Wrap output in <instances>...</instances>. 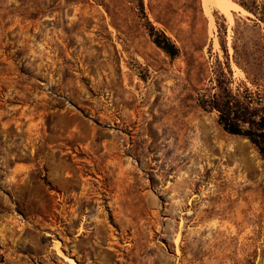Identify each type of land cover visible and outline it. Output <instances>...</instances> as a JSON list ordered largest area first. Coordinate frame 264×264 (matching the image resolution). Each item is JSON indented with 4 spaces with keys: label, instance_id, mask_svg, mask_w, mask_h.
<instances>
[{
    "label": "rangeland",
    "instance_id": "374dc122",
    "mask_svg": "<svg viewBox=\"0 0 264 264\" xmlns=\"http://www.w3.org/2000/svg\"><path fill=\"white\" fill-rule=\"evenodd\" d=\"M142 1L0 0V264H264V157L198 103L264 26Z\"/></svg>",
    "mask_w": 264,
    "mask_h": 264
},
{
    "label": "trees",
    "instance_id": "16d2710c",
    "mask_svg": "<svg viewBox=\"0 0 264 264\" xmlns=\"http://www.w3.org/2000/svg\"><path fill=\"white\" fill-rule=\"evenodd\" d=\"M138 4L143 13V1L138 0ZM238 4L253 15V18L248 19L253 21L254 26H264V0H238ZM146 23L153 43L168 56H177L179 49L170 37L149 20ZM216 24L219 33H225V18L222 17V21H216ZM219 43L227 55L225 42L219 40ZM232 48L234 63L245 73V79L233 86L230 59L225 57V61L217 60L212 68L214 91L200 94L198 103L204 110L217 113V121L226 132L247 138L264 157V47L258 50V55L251 54L244 44L238 49L233 42Z\"/></svg>",
    "mask_w": 264,
    "mask_h": 264
},
{
    "label": "bare ground",
    "instance_id": "6f19581e",
    "mask_svg": "<svg viewBox=\"0 0 264 264\" xmlns=\"http://www.w3.org/2000/svg\"><path fill=\"white\" fill-rule=\"evenodd\" d=\"M208 1H209V0H205L206 7L208 6ZM207 9H208V7H207Z\"/></svg>",
    "mask_w": 264,
    "mask_h": 264
}]
</instances>
